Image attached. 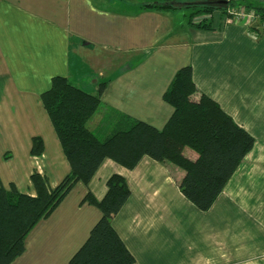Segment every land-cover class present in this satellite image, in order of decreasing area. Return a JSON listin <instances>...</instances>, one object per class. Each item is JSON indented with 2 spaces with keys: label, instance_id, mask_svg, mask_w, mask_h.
<instances>
[{
  "label": "crops",
  "instance_id": "obj_1",
  "mask_svg": "<svg viewBox=\"0 0 264 264\" xmlns=\"http://www.w3.org/2000/svg\"><path fill=\"white\" fill-rule=\"evenodd\" d=\"M177 1L187 8L214 0ZM165 2L0 0V186L36 196L33 173L50 188L69 175L41 100L57 76L91 94L106 84L98 111L105 114L92 119L93 128L114 112L163 129L174 112L163 96L177 72L191 66L199 92L249 132L254 147L207 212L181 193L184 171L177 166L144 157L128 170L107 159L88 186L78 183L38 222L12 264H69L101 218L82 202L85 195L102 200L115 174L131 195L112 225L137 264H264V32L252 30H262L258 22L225 23L221 15L210 28L193 27L178 18L180 9L146 8ZM35 137L44 143L40 155L32 154Z\"/></svg>",
  "mask_w": 264,
  "mask_h": 264
},
{
  "label": "trees",
  "instance_id": "obj_2",
  "mask_svg": "<svg viewBox=\"0 0 264 264\" xmlns=\"http://www.w3.org/2000/svg\"><path fill=\"white\" fill-rule=\"evenodd\" d=\"M177 4V0H166L146 8L169 11L178 8ZM229 5L253 7L245 2L229 1ZM187 8L212 13L227 7ZM254 8L261 25L264 6ZM252 30L258 36L264 32L255 27ZM105 89L106 84L101 83L97 93L91 94L69 78L57 76L41 95L71 171L55 188H50L44 176L33 173L30 180L36 196L20 193L14 185L9 190L0 186V264H12L22 256L26 237L38 222L49 217L78 183L88 186L107 159L128 170L136 168L144 157L177 166L184 171L179 183L181 193L200 211L207 212L254 147V137L216 101L199 92L191 66L177 72L163 96L174 109L163 129L114 112L106 115L100 127L93 128L91 121L101 108ZM43 150V140L35 137L32 154L40 155ZM130 195L127 180L117 174L108 180L102 200L91 192L85 195L82 202L97 207L101 218L69 264H137L112 225Z\"/></svg>",
  "mask_w": 264,
  "mask_h": 264
},
{
  "label": "rangeland",
  "instance_id": "obj_3",
  "mask_svg": "<svg viewBox=\"0 0 264 264\" xmlns=\"http://www.w3.org/2000/svg\"><path fill=\"white\" fill-rule=\"evenodd\" d=\"M136 2L139 3V0H136ZM142 2V1H141ZM247 4H250L251 8H233L231 5H229V7H227L226 9H218L212 13H207V12H201L199 13V10L198 9H190V8H175V9H171L169 11H178V9H180V11H178V18L181 19L182 23L185 24V25H189V26H193V27H196V26H204V25H209V24H212V21L215 17V15H221L223 18H224V21L225 23L229 20H232V21H236V14H240V13H245L247 15H250L251 13H254V14H257V10L254 8V7H257V6H262L263 4L261 3V1H258L256 3H247ZM259 17V16H258ZM260 18V17H259ZM256 22H260V19H258V21ZM83 71H85V68L83 66V69H82V73ZM87 75L83 77V79H86ZM90 77H95V74L94 73H91ZM88 78V77H87ZM89 82H91L90 78L89 79H86ZM86 90H90L89 87H86L85 88ZM104 111H100L97 113V116H95L96 118H100L102 117L104 114ZM106 116H104L102 119H105ZM100 120L97 122V127H100V124L99 123ZM96 123V122H95ZM96 126V124H95Z\"/></svg>",
  "mask_w": 264,
  "mask_h": 264
},
{
  "label": "built area",
  "instance_id": "obj_4",
  "mask_svg": "<svg viewBox=\"0 0 264 264\" xmlns=\"http://www.w3.org/2000/svg\"><path fill=\"white\" fill-rule=\"evenodd\" d=\"M258 19V15L254 13H251L250 15H247L245 13L236 14V22L246 23L248 25L255 23L256 21H258ZM261 29H264V19L261 23Z\"/></svg>",
  "mask_w": 264,
  "mask_h": 264
},
{
  "label": "water",
  "instance_id": "obj_5",
  "mask_svg": "<svg viewBox=\"0 0 264 264\" xmlns=\"http://www.w3.org/2000/svg\"><path fill=\"white\" fill-rule=\"evenodd\" d=\"M215 6V7H228V0H214V1H205V2H194L188 3L186 6Z\"/></svg>",
  "mask_w": 264,
  "mask_h": 264
}]
</instances>
